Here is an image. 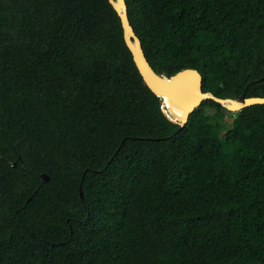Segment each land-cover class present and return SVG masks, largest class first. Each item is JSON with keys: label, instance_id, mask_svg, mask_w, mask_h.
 I'll use <instances>...</instances> for the list:
<instances>
[{"label": "trees", "instance_id": "1", "mask_svg": "<svg viewBox=\"0 0 264 264\" xmlns=\"http://www.w3.org/2000/svg\"><path fill=\"white\" fill-rule=\"evenodd\" d=\"M125 2L154 70L264 75V0ZM261 136L260 103L179 129L108 0H0V264H264Z\"/></svg>", "mask_w": 264, "mask_h": 264}, {"label": "water", "instance_id": "2", "mask_svg": "<svg viewBox=\"0 0 264 264\" xmlns=\"http://www.w3.org/2000/svg\"><path fill=\"white\" fill-rule=\"evenodd\" d=\"M108 1L119 16L123 40L131 53L133 63L144 84L154 94L162 98L163 107L172 115L173 120L178 122L179 129L186 124L190 113L205 99H212L230 111H237L251 104H264V96L245 95L247 86L256 80L263 79L264 75L256 80L249 81L237 97H219L210 91L202 90V77L196 68H182L170 75L159 69L154 70L146 59L140 38L130 24L125 0ZM166 101L179 107L180 114L170 111ZM80 197L82 198L81 191Z\"/></svg>", "mask_w": 264, "mask_h": 264}, {"label": "rangeland", "instance_id": "3", "mask_svg": "<svg viewBox=\"0 0 264 264\" xmlns=\"http://www.w3.org/2000/svg\"><path fill=\"white\" fill-rule=\"evenodd\" d=\"M227 117H228V122H230L231 118L229 116H227ZM199 129H200L202 134H208L209 133V126L206 123L200 124ZM258 142L264 148V136L259 137Z\"/></svg>", "mask_w": 264, "mask_h": 264}, {"label": "bare ground", "instance_id": "4", "mask_svg": "<svg viewBox=\"0 0 264 264\" xmlns=\"http://www.w3.org/2000/svg\"><path fill=\"white\" fill-rule=\"evenodd\" d=\"M166 105L168 106V108H169L170 111H173L175 114H180V108L179 107H177V106H175L173 104H169V103H167V101H166Z\"/></svg>", "mask_w": 264, "mask_h": 264}]
</instances>
